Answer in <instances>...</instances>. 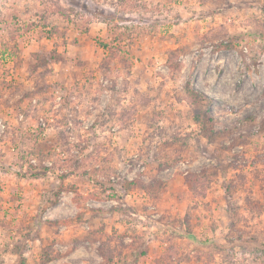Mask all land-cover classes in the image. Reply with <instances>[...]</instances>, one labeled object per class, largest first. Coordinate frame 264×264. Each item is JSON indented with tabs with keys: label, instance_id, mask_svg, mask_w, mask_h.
Returning <instances> with one entry per match:
<instances>
[{
	"label": "rangeland",
	"instance_id": "374dc122",
	"mask_svg": "<svg viewBox=\"0 0 264 264\" xmlns=\"http://www.w3.org/2000/svg\"><path fill=\"white\" fill-rule=\"evenodd\" d=\"M0 264H264V0H0Z\"/></svg>",
	"mask_w": 264,
	"mask_h": 264
},
{
	"label": "built area",
	"instance_id": "2783aa9c",
	"mask_svg": "<svg viewBox=\"0 0 264 264\" xmlns=\"http://www.w3.org/2000/svg\"><path fill=\"white\" fill-rule=\"evenodd\" d=\"M38 124H39L40 127L43 128L44 131L47 130V128H48V122H47V120L39 119ZM1 127H2V129H4V125H1ZM32 162H34V161L32 160Z\"/></svg>",
	"mask_w": 264,
	"mask_h": 264
},
{
	"label": "trees",
	"instance_id": "16d2710c",
	"mask_svg": "<svg viewBox=\"0 0 264 264\" xmlns=\"http://www.w3.org/2000/svg\"><path fill=\"white\" fill-rule=\"evenodd\" d=\"M198 121V120H197ZM33 161H35V160H33ZM36 167L35 166H33V165H31V169H35ZM136 182H133V184H135Z\"/></svg>",
	"mask_w": 264,
	"mask_h": 264
}]
</instances>
